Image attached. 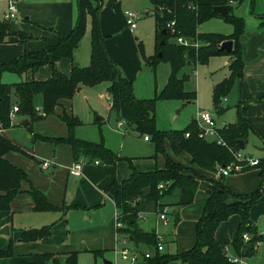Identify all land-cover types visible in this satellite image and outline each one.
Here are the masks:
<instances>
[{
	"label": "trees",
	"instance_id": "obj_1",
	"mask_svg": "<svg viewBox=\"0 0 264 264\" xmlns=\"http://www.w3.org/2000/svg\"><path fill=\"white\" fill-rule=\"evenodd\" d=\"M76 18L69 33L60 37L57 42L45 45L41 50L23 52L6 62H0V73L7 71L17 75L31 70L36 72L46 63L54 64L61 58L72 59L73 52L83 37L87 20H90V61L86 66L72 63L68 75L52 69L50 78L46 80H20L12 83L0 82V121L4 128L10 126L9 110L13 104L18 105V114L30 121L41 119L54 111L58 101L62 98H71L81 85L92 86L100 82H108V96L111 110L117 116L132 125L142 135L148 136L155 152L164 154V166L150 171H138L131 160L121 157L108 148L101 136L97 142L79 139L74 136L75 126L80 120L75 116L62 115V120L68 127V135L59 141L70 145L74 159L86 157L89 160L98 159L103 163L114 164L117 160H128L131 174L128 178L118 182L113 180L105 187L114 199L116 209L120 215L116 220L120 222L116 230L139 245L153 247L154 252L148 259L150 264H168L178 260L183 264H233L223 252V247L229 245L232 251L242 257L252 256L255 253L253 244L263 237L258 234L256 226L249 218L251 206L261 196L262 184L251 192L241 194L231 191L224 182V176L209 179L206 189L207 199L202 214L195 225V242L186 250L170 253H161L157 250L158 239L154 230L145 232L136 225L137 216L141 212L156 211L164 205L161 199L178 190L176 204L183 206L190 204L195 196L199 180L203 175L190 166H184L175 161L164 149V141L168 140L171 151L175 154L185 152L191 157V163L200 170L217 174L218 166L226 165L233 160L228 149L214 141H207L198 137L197 125L192 120L185 129L162 131L155 126V102L161 99H183L187 102L195 100L196 94L183 90V82L188 79L184 74L177 77V72L186 64L192 65L207 63L214 55L229 57V75L217 82L212 88V103L216 112L224 108L221 102L231 90L237 79L243 77V58L240 36L244 31V20L233 13V6L244 0H149L152 5V15L155 22V55L145 56L141 42H138V51L145 65L154 68L158 61L164 60L170 65L168 81L158 96L138 98L133 89L132 81L126 78L121 67L107 53L104 46V37L100 28V10L103 0H75ZM254 0H251L253 10ZM191 5L193 8H189ZM226 6L227 12L221 15L213 10L215 6ZM219 17L233 26L231 34L224 35L216 32L200 33L197 26L210 18ZM260 25L264 26V14L258 16ZM174 20L177 34L190 38L200 39L208 43L198 47L169 42L170 34L162 33L168 21ZM12 35H19L22 39L28 35L12 31L7 21H0V44ZM232 40L231 51L220 49V43ZM163 41V44L161 43ZM161 52V56L157 53ZM39 95L42 101V115L36 111L35 97ZM13 97L15 100H13ZM264 99V96L260 101ZM253 129L245 116L244 106L238 105L237 118L234 122L218 126L220 136L225 142L239 150V140L247 141L250 130ZM189 132L186 137L185 133ZM35 137V135H33ZM44 138V137H40ZM10 151L24 153V151L0 133V211L10 207L13 198L20 192V184L27 175L24 170L9 162L4 155ZM264 172V160L256 166ZM169 181L165 188L159 189L161 182ZM29 194L33 198L35 209L39 211L55 210L45 195L36 188H30ZM238 214L239 223L233 232L229 243H222L215 238V230L219 224L230 215ZM177 221V218L175 219ZM51 225L23 230L20 238L23 242L40 240L50 235ZM250 233L249 240L244 241L242 234ZM131 241V240H130ZM13 252L12 243L6 249H0V257L9 256ZM100 254V253H99ZM76 253L71 252L64 262L52 253H38L32 256L31 261L23 264H76Z\"/></svg>",
	"mask_w": 264,
	"mask_h": 264
},
{
	"label": "crops",
	"instance_id": "obj_2",
	"mask_svg": "<svg viewBox=\"0 0 264 264\" xmlns=\"http://www.w3.org/2000/svg\"><path fill=\"white\" fill-rule=\"evenodd\" d=\"M121 3L122 0H108L104 6L102 4L103 8H101L99 15L101 32L108 55L120 65L124 76L134 84L141 77L146 65L140 57L136 39L132 35L133 32L125 24V10H122ZM33 7L32 18L38 23L46 26L50 25V30L47 33H40V35L44 36L46 42L54 43L60 37L69 33L76 18L75 0L39 1L34 3ZM233 13L244 20V31L240 36L243 77L235 81L228 93L229 96L225 97L223 101L234 102L236 109H238L239 104L241 107L244 106L245 116L253 126V129L250 131L258 136V139L255 140L256 149L262 151L264 150V145L262 146L264 144V99L262 101L260 99L264 96V26L260 25L261 20L258 16L264 14V0H254L253 10L251 9V0H244L241 4L233 6ZM213 18L223 21L219 17ZM213 18H210V20ZM201 24L197 26V31L200 33L216 32L228 35L233 31V26L226 22L219 23L220 30L211 29L208 31L201 30L199 28ZM87 27L90 28L89 19L87 20ZM16 41V36L12 35L6 42L0 44V62L9 61L11 58L19 55L18 51L10 54L13 48L18 47L14 46L13 42ZM83 57H85L84 54ZM218 58H221L219 61L221 63L224 62L227 67L229 57L219 55ZM72 63L77 64L74 62L73 57L72 59L61 58L57 60L54 63V67H51L50 76L53 68L68 75ZM83 63H87V60ZM45 67L46 65L43 66V69ZM39 70L36 72L28 70L18 76L20 78L23 76L21 80H46V77L49 76V71L45 70L42 74L38 72ZM108 85L109 83L107 82V87ZM83 88L91 87L81 85L71 98L60 99L54 111L41 119L30 121L17 114L14 119L19 118L21 120L19 122L20 126L13 119L10 126L0 132L24 151V153L10 151L4 157L12 164L24 170L27 175L26 179L21 181L20 192L11 201L9 209L0 211V229L8 226V235L0 234V249H6L11 241L13 250L11 255L0 257V264H23L24 261H31L32 256L38 253H52L59 261L64 262L71 252L76 253V264H80L81 259L85 256H90L91 254L97 256L109 252L114 255V259L110 261L112 264V262L120 260L119 243L124 247L128 245L130 240L132 241L131 238L126 245L122 243V239L126 236L119 234L116 230L117 209L114 199L109 192H105V187L113 180L120 182L129 177L131 168L128 160L120 159L114 164H107L100 160L99 163H95L94 160L81 157L84 160L81 174L74 176L68 172V168L75 160L72 149L66 142L57 140L68 135V127L62 120V115H73L78 118L73 111V99L76 94L81 93V91L84 92L83 90L85 89ZM133 89L135 90L134 86ZM84 98L88 101V96L85 93ZM103 99L107 100L106 96L101 95V100L104 102L105 100ZM13 100H15L14 97ZM223 101L221 102L223 108L229 105L224 104ZM106 106L108 113L114 114L117 120H119L117 127H122V125L126 124L130 129L133 128L132 125L125 122V120L111 110L109 100H107ZM89 107L91 111L90 104ZM25 120L29 121V123L21 126V122ZM101 120V117H97L95 123L100 124ZM85 123L80 120V124L74 128L73 134L79 139L92 141V138L87 136L86 131L83 130ZM27 125L30 126L28 127ZM120 133L122 135L125 134L123 131H120ZM103 141L106 143L104 139ZM144 141L147 142L149 139H144ZM105 145L111 149L110 145ZM164 146L166 153L175 161L184 166H190L203 175V178L199 180L194 199L190 204L183 206L176 204L178 190L173 191L170 195L174 199L172 206L167 202H163L164 197L160 200L162 204L168 206V212L171 208L174 216L175 226L171 232V239L173 241L172 250H175L174 253H176L189 249L194 244L195 225L202 214L207 199L206 189L209 186V179L217 178L219 172L211 174L200 170L198 166L191 163V157L187 153L180 152L175 154L172 152L168 140H166ZM150 147H152L151 144ZM246 154L259 158L264 157V153L258 156L250 152ZM125 157L131 160L132 165L138 171L143 172L157 168L156 164L149 161H146L141 166H138L137 161H134V165L132 162L134 156H131L132 159L131 157ZM45 159L51 161L49 169L41 167V162ZM164 162V156H162V162L158 168H162ZM261 181L263 182L261 196L249 210V218L252 223V219L257 218L260 214H264V172L261 173V169L258 167H249L240 172L224 176L225 185L231 191L241 194L253 191ZM32 187L42 192L47 201L55 206L56 209L50 211L36 210L33 198L29 194V190ZM260 204H263V207H258L260 209L259 213L254 214V209ZM160 213L161 209L141 212L137 216L136 225L145 232L154 230L158 242L162 245V250L160 251L162 252L164 250L166 233L163 232L162 228L159 229L161 225L160 227L158 225L162 224V226H166L168 219L167 223L164 224L159 217ZM149 214H155L154 219L150 218L152 215ZM176 218L177 221L175 220ZM239 219L238 214H232L222 221L215 230V238L222 243H229L239 223ZM44 225H51L49 236L37 241H21L20 235L23 230L39 228ZM133 244L136 250H148L149 248L144 244L137 245L134 242ZM178 262H169L168 264H183L180 261Z\"/></svg>",
	"mask_w": 264,
	"mask_h": 264
},
{
	"label": "rangeland",
	"instance_id": "obj_3",
	"mask_svg": "<svg viewBox=\"0 0 264 264\" xmlns=\"http://www.w3.org/2000/svg\"><path fill=\"white\" fill-rule=\"evenodd\" d=\"M45 2L48 0H22L17 3V16L12 20H4L3 12L5 10V0H0V21H7L9 27L12 31L22 32L23 35H28L27 38L22 39L19 35H15L17 38L16 42H13L18 46L13 48L10 51V54L14 51H18L19 55L23 52H33L41 50L45 45L53 44L46 42L44 36L40 35L41 32L47 33L50 29V25L46 26L44 24L38 23L35 19L32 18L33 15V4L36 2ZM108 0H103V6ZM122 10H133L136 11L139 15L137 20V26L135 31L132 33L136 39V45L138 42H141L143 46V52L145 56L152 57L155 55V22L154 16L152 15V5L149 0H122ZM189 8H193L191 5ZM103 8V7H101ZM118 8V7H117ZM33 10V11H32ZM44 20V19H43ZM219 23H224V21H219L217 18L209 19L206 22L202 23L199 28L205 31L219 29ZM101 28V24H100ZM166 31L170 33L169 29L166 27ZM90 28L87 27L83 37L81 38L76 51L73 53L74 62L81 66H86L90 61L89 54V34ZM171 36V35H170ZM58 41V40H57ZM55 41V42H57ZM46 42V43H45ZM54 42V43H55ZM169 42H174V40L169 38ZM199 46L207 45L208 43L198 40ZM86 43V44H85ZM138 48V46H137ZM83 54L85 57H83ZM158 55V53H157ZM18 56V55H17ZM219 55L211 56L207 63L196 64L195 66L191 63H186L178 72L177 77L181 78L184 74L188 75V79L183 82V90L187 92H193L196 94V99L190 102H187L183 99H161L157 98L155 102L154 110V119L155 126L157 129L166 131L172 129H185L192 120L196 119L197 112L201 109H209L214 115V119L218 126H221L223 123H230L236 120V107L235 103L232 101H223L224 104H229L224 106V109L220 112L214 111L212 103V86L219 82L222 78L228 76L229 71L224 62H220L221 58H218ZM16 57V56H15ZM14 58V57H13ZM12 59V58H11ZM87 60V63H83ZM56 62V61H55ZM54 62V63H55ZM68 63V62H67ZM46 67L43 69V66ZM41 66L38 72L43 74V71H49V76L51 73V67H54V64L46 63ZM42 68V69H41ZM56 69V68H55ZM145 70L141 74V77L137 81L132 82L135 90V95L138 98H149L154 95L158 96L168 81L170 75V65L168 62L161 60L158 61L154 68L150 65H146ZM57 70V69H56ZM69 72V65H68ZM48 76V77H49ZM48 77H46L48 79ZM23 76L20 78L16 73L12 72H1L0 73V82L3 83H12L20 81ZM217 80V81H215ZM214 82V83H213ZM91 88H83L84 92L76 94L74 96L73 111L75 115L78 116L79 120L86 122L83 126V130L86 131L87 136L92 138L93 142L99 141L101 136L106 141L105 144L111 146V150L115 153H119L121 157H131L134 156L132 160L137 161V165L141 166L145 164L146 161H149L155 166H160L162 162L163 153L155 152L153 147H150L151 141H144V135L139 134L134 127L129 128L126 124L122 127H117V118L114 114L108 113V108L106 106L107 100L103 102L101 100V95L107 96V82H100L98 84L90 86ZM84 93L88 96V101L84 98ZM229 95L227 94L226 97ZM105 98V97H104ZM36 107L41 108L42 101L41 97L37 95L35 97ZM91 105L92 110H89V104ZM70 108V107H69ZM101 117V123H95V119ZM17 125L21 121L19 118L14 119ZM195 122V121H194ZM20 126V125H19ZM24 126V125H21ZM28 127L30 125H27ZM23 131V130H22ZM120 131L125 132L124 135ZM23 136V134H22ZM258 139V136L249 131L247 136V141L244 147L240 148L242 152H250L253 155H261L264 153V150L258 151L256 149L257 145L255 140ZM166 140L164 141V143ZM262 142V141H261ZM264 144H262L263 146ZM165 149V146H164ZM166 150V149H165ZM166 152V151H165ZM117 153V154H118ZM259 158V157H258ZM262 158V157H261ZM132 159V157H131ZM135 165V164H134ZM154 166V165H153ZM138 168V167H136ZM249 168V167H248ZM153 170V169H152ZM150 171V170H148ZM144 172V171H143ZM168 196V197H167ZM163 202H167L170 206L174 202L173 196L169 194L164 196ZM263 204L257 206L254 209V214L259 213L260 209L258 207H263ZM150 218H153L155 214ZM251 217V216H250ZM154 219V218H153ZM168 224L162 226L159 229H163V232L166 233L164 239V250L163 253L173 254L175 250H172L173 241L171 239V232L174 229V216L172 214L171 208L167 214ZM252 219V218H251ZM253 224L256 226V229L259 233L262 232V224L264 221V214L258 215L257 218L252 219ZM250 235V233H248ZM228 245V244H227ZM129 250L134 249V244L132 241L126 245ZM119 250L122 248V245L118 246ZM145 251L143 249H139ZM148 251L150 253L154 252L153 247H149ZM161 252V253H162ZM232 253H234L231 250ZM235 254V253H234ZM90 257V259H89ZM241 257V256H240ZM114 255L109 252L103 253V255L85 256L81 259L80 264H104V260L112 261ZM244 264H264V236L261 241H259L254 255L244 257ZM171 262L179 263L177 260Z\"/></svg>",
	"mask_w": 264,
	"mask_h": 264
},
{
	"label": "built area",
	"instance_id": "obj_4",
	"mask_svg": "<svg viewBox=\"0 0 264 264\" xmlns=\"http://www.w3.org/2000/svg\"><path fill=\"white\" fill-rule=\"evenodd\" d=\"M6 1V8L3 13V19L4 20H11L16 18L17 16V3L22 0H5ZM125 24L127 28L131 31L134 32L137 26V20L139 18V15L136 11L133 10H126L125 11ZM166 27L170 31V35L172 39L174 40L175 43L182 44V45H190L194 47L199 46L198 39H190L183 37L178 33L176 26H175V21L171 20L166 23ZM107 100L110 101L109 96H106ZM36 111L38 115H42V110L41 108L36 107ZM18 114V105L15 103L11 106L8 116H9V121L10 123L13 121V119L16 117ZM197 129H198V137L205 139L207 141H214L219 145H222L228 149V151L232 154L233 160L229 162L226 165L218 166V172L220 175L227 176L232 173L240 172L248 167H256L260 164L261 160H264V157L258 158L254 157L250 154L243 153L240 149L236 150L230 145H228L225 140L220 136L219 131H218V126L215 122L214 115L212 111L209 109H201L197 112L196 119L194 120ZM4 129L2 122L0 121V132ZM189 135V132L185 133V136L187 137ZM145 140H148V136H144ZM84 160L83 158H78L75 159L71 166L68 168V172L71 175L74 176H79L81 174L82 170V164ZM95 163H99L100 161L98 159H94ZM51 166V161L48 159H45L41 162V167L43 169H49ZM169 184V181L161 182L158 185L159 189H163L166 187V185ZM168 213V206L164 205L161 208V213L159 214L160 219L163 221L164 224L167 223V218L166 214ZM120 215L119 211L117 210L116 212V219ZM116 225L120 226V222L116 220ZM262 237L264 236V221L262 224V232L259 233ZM251 235H249L247 232H244L242 234V238L244 241L249 240ZM128 242V238L125 237L122 239V243L126 245ZM259 243V240L254 242L253 244V249L256 250L257 245ZM157 250L161 251L162 250V245L161 243H157ZM230 246L225 245L223 247V252L227 259L232 262L233 264H244L243 259L244 257H240L230 251ZM151 253L148 250L145 251H139V250H129L127 246H124L120 249L119 251V257L120 260L112 262V264H150L148 259L151 257Z\"/></svg>",
	"mask_w": 264,
	"mask_h": 264
},
{
	"label": "water",
	"instance_id": "obj_5",
	"mask_svg": "<svg viewBox=\"0 0 264 264\" xmlns=\"http://www.w3.org/2000/svg\"><path fill=\"white\" fill-rule=\"evenodd\" d=\"M213 10L215 12L221 14V15H225L226 12H227V7L224 6V5L223 6H215L213 8ZM162 33H166V29H163ZM161 43L163 44V41H161ZM232 45H233L232 40H225V41L220 43V47L219 48L222 49V50L231 51ZM158 56H161V52H158ZM28 123H29V121H27V120L21 122L22 125H25V124H28ZM238 144H239L240 148L244 147V141L243 140H239ZM0 234L8 235V226L2 227L0 229ZM104 264H111V262L109 260H104Z\"/></svg>",
	"mask_w": 264,
	"mask_h": 264
}]
</instances>
